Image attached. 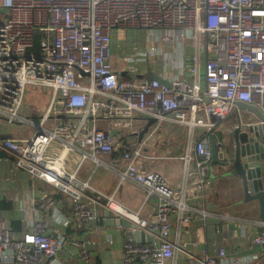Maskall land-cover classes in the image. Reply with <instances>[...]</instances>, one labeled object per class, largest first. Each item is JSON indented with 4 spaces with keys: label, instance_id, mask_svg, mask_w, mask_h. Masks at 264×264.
Wrapping results in <instances>:
<instances>
[{
    "label": "built area",
    "instance_id": "2783aa9c",
    "mask_svg": "<svg viewBox=\"0 0 264 264\" xmlns=\"http://www.w3.org/2000/svg\"><path fill=\"white\" fill-rule=\"evenodd\" d=\"M120 29L146 30L159 34L164 42L186 40L192 30L194 54L205 52L206 87L178 79L170 80L171 86L148 80L139 87V76L112 70L113 35ZM36 36H40L38 51H29ZM139 43L132 46V61L155 54V44L141 51ZM193 59L198 61L199 56ZM79 68L90 74H82ZM30 84L50 89L48 106L37 115L38 120H31L34 130L30 136L5 138L3 148L29 176L70 198L75 218L92 222L96 212L85 201L89 181L69 170L67 154L87 146L82 159L98 160V154L113 153L120 143L131 144V161L120 172L144 188L147 201L155 200L153 210L145 217L113 195L99 193V199H105L121 220L129 222L125 225L128 231L140 229L153 236L152 242H138L128 235L123 241L122 264H167L175 253L172 218L178 214L179 223L189 219L183 215L189 207L183 181L190 175L200 177V186L209 183L205 176L212 161L210 136L215 137L220 156L225 154L224 141L213 130L231 114L237 101L264 113V0H0V116L10 123L26 121L20 112ZM206 97L215 99L205 105ZM133 113L140 114L145 123L129 133L116 127V118L131 120ZM151 117L157 121L148 125ZM165 119L186 125L192 133L185 153L151 156L161 164L144 167L137 160ZM251 120L249 116L245 122ZM241 123L236 120L230 128ZM146 126L141 140H130ZM195 134L199 135L194 139ZM56 142L59 151L53 147ZM53 203L47 197L32 198L24 209L30 213L39 204L50 210ZM207 213L201 210L202 218ZM47 227V221L39 220L16 236L0 221V252L6 244L15 243L13 264L91 261L100 242L99 229L95 228L92 238L74 235L69 239L80 252L76 261H69L60 256L67 236ZM106 241L113 243L112 238ZM250 245H264V234L252 236ZM219 261L241 264L225 248L204 258L205 264Z\"/></svg>",
    "mask_w": 264,
    "mask_h": 264
},
{
    "label": "crops",
    "instance_id": "0c3cea01",
    "mask_svg": "<svg viewBox=\"0 0 264 264\" xmlns=\"http://www.w3.org/2000/svg\"><path fill=\"white\" fill-rule=\"evenodd\" d=\"M131 33H140V35L149 38L148 33L151 32L142 29L115 31L113 40L116 41L117 46L110 60L112 70L117 72L128 70L127 77H131V74L134 77L139 76L140 79L136 80L139 87H143L148 82L146 77L141 76L149 69L171 81L178 79L190 85L195 83L200 89L206 87L205 52L202 50L194 54L192 30L189 31L186 40L163 41V46H156L157 50L153 56L145 55L136 61H132V49L125 52L121 50L124 45L123 37L132 36ZM139 44L141 51H146L151 45H147L145 42ZM190 48L193 49V52H190ZM202 48L204 47L202 46ZM195 55L199 56L198 61L193 59ZM193 68L195 71H192ZM44 95L47 94L44 93ZM34 99L33 91L27 86L20 112L26 121L10 123L0 116V221L7 224L16 236H20L34 222L47 221L48 231L67 236L68 240L62 248L60 256L69 261H76V256H79L80 253L77 247L70 244L69 239L74 235L92 238L96 233L95 228H97L99 229L98 239L100 242L93 250L91 261L85 263L79 260L78 263L122 264L123 241L128 236V230L122 223L124 220L121 222L123 227L119 226L117 222V219H120L119 216L105 204V199H99V193L105 196L113 195L117 202L131 210L139 211L145 217L153 210L155 200L147 201L144 188L132 179L123 178L120 172L131 161L132 145L127 142L120 143L113 153L98 154V160L82 159L83 150L87 151V146L82 150L76 148L67 154L69 170L76 171L79 179L89 181L90 187L86 190L85 201L96 212V219L92 222L75 218L72 214L70 198L56 192L44 180L29 176L25 170L17 166L15 156L2 146V141L5 138L29 136L23 135L26 130L20 129L19 126L28 124L32 127L31 120L36 121L33 116L40 114L36 108L38 103H41ZM251 115V112L237 111L235 107L231 114L215 127L216 132L221 133L218 137L220 136L229 147L228 132L231 124L239 119L243 123ZM132 117L131 120L128 116L116 118V127H121L129 133L131 130L137 129L141 123H145L140 114L133 113ZM166 122L169 125L166 124L167 127L163 129L162 126ZM158 129H162V133L161 130L157 132ZM158 129L155 132V135L156 133L158 135L154 136L156 138L153 140L154 142L160 144V139L169 138L174 149L180 150L179 154L183 153L184 149L186 150L187 146L182 145L192 137V133L186 125H175L165 119L159 122ZM33 130L34 127H32V132ZM198 135L195 134L194 139ZM53 147L59 151L60 143L56 142ZM151 156L161 155L144 152L141 160L137 161L144 167L159 166L161 160L150 159ZM179 162L182 163L181 160ZM224 170L223 167V171H220L219 167L216 164L212 165L211 162L205 176L206 181L209 179L208 184L200 186L198 184L199 176L194 178L188 175L183 181L185 199L189 204V207L184 209L183 215H189V219L179 223L178 214L172 218L171 232L175 243V253L167 264H205L204 258L208 255H215L218 248H225L233 257L240 260L241 264H246V261L251 257H255V259L250 264H264L263 245H250V238L261 234L258 202L244 203L243 191L236 185V182L239 184V180L224 174ZM46 197L54 201L53 208L46 210L39 204H34L35 209L26 213L24 208L31 205L32 198L42 200ZM201 210L208 211L205 218H202ZM69 230L73 233H70ZM108 238H112L113 243H108L106 241ZM14 253L15 243L6 244L0 252V264H13ZM218 264L223 263L219 261Z\"/></svg>",
    "mask_w": 264,
    "mask_h": 264
},
{
    "label": "water",
    "instance_id": "95a60500",
    "mask_svg": "<svg viewBox=\"0 0 264 264\" xmlns=\"http://www.w3.org/2000/svg\"><path fill=\"white\" fill-rule=\"evenodd\" d=\"M84 75H89L80 69ZM122 75H129L128 71ZM141 77H146L148 80H157L161 83L171 86L172 83L167 78L160 76L152 71ZM215 98L207 97L206 104H210ZM237 111L251 112L253 120L241 123L238 127L229 129L230 146L225 149L224 156H220L218 147L215 143V137L212 135L209 138V146L212 154V163L220 164L225 168L224 174L231 177H236L239 180V188L243 191V202L248 203L257 201L259 205L260 232L264 234V113L252 104L237 101ZM29 117V116H28ZM30 118V117H29ZM38 116H33V119L38 120ZM249 119V118H248ZM92 121V120H90ZM157 121V118H148L147 124L151 125ZM147 131V126L139 133H135L130 137V140H141L144 133ZM138 136V137H136ZM120 224L121 219H117ZM124 225H129L125 220ZM129 236H134L138 242H152L153 236L145 233L142 230L135 232L128 231ZM264 247V245H263ZM264 262V261H263Z\"/></svg>",
    "mask_w": 264,
    "mask_h": 264
},
{
    "label": "rangeland",
    "instance_id": "374dc122",
    "mask_svg": "<svg viewBox=\"0 0 264 264\" xmlns=\"http://www.w3.org/2000/svg\"><path fill=\"white\" fill-rule=\"evenodd\" d=\"M132 36H124L123 37V42L124 45H122L121 50L125 51H129L132 48H130L129 46H133V44L135 42H145L147 45L149 44H155V46H163L164 42L162 41V38L160 37L159 34H155L152 35L151 33H148L149 38H146L145 35H140V33L135 34V33H131ZM191 34V33H190ZM115 39V38H114ZM116 40V39H115ZM39 41H40V36H36L35 37V41H34V45L32 47L29 48V51L32 52H36L38 51V46H39ZM116 41L113 43V51L115 52L116 49ZM190 52H193V49L190 48ZM34 86V87H33ZM28 85V88L31 89L33 91V95L35 96V101H40L39 104L38 103V107L36 108V110L38 112H42L45 111V109L47 108V104H48V99H49V94H50V89L49 88H44L41 85L36 86V85ZM44 93H46L47 95L45 96ZM207 98V97H206ZM206 103V102H205ZM166 124L169 125V123H164L162 128L164 129L166 126ZM161 127V126H160ZM159 127V128H160ZM20 129L22 130H26L23 132V135H31L32 133V127L28 124H22L19 126ZM171 128V127H170ZM159 130H161L162 133V129H158L157 132H159ZM157 133L155 135V137H157ZM160 136V134H159ZM28 137V136H27ZM153 138L151 141L148 142V144L146 145L145 149L143 150V152H151L154 154H160V155H168V154H179L178 152H180L179 149H174L173 144L171 143V140L169 138H164L163 140H161V143L159 144V142H154L153 140L156 138ZM181 139V138H180ZM166 140V141H164ZM189 142V139H187L186 144L184 143L182 146H187ZM181 144V142H179ZM228 146L224 143V149H226ZM185 153V149L184 152ZM181 153V154H183ZM237 187L239 188V184L238 182H236ZM129 189V188H128Z\"/></svg>",
    "mask_w": 264,
    "mask_h": 264
},
{
    "label": "trees",
    "instance_id": "16d2710c",
    "mask_svg": "<svg viewBox=\"0 0 264 264\" xmlns=\"http://www.w3.org/2000/svg\"><path fill=\"white\" fill-rule=\"evenodd\" d=\"M213 132L215 133V136H218V135H220L221 133H218V132H216L215 131V129L213 130ZM209 133V132H208ZM208 133H206V134H204L199 140H201L202 138H206L207 137V135H208ZM212 134V133H211ZM220 137V136H219ZM212 162V161H211ZM212 165H213V163H212ZM218 167H219V169H220V171H223V167H222V165L220 166V164H216ZM71 230V229H70ZM69 230V231H70ZM72 231H70V233H71ZM73 233V232H72Z\"/></svg>",
    "mask_w": 264,
    "mask_h": 264
}]
</instances>
